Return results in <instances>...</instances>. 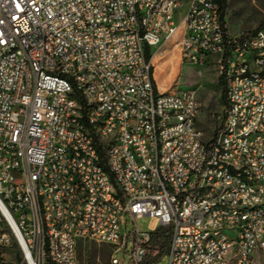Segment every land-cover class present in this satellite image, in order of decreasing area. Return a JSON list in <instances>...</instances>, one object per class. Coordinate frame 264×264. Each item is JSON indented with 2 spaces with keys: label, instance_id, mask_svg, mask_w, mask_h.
Segmentation results:
<instances>
[{
  "label": "built area",
  "instance_id": "built-area-1",
  "mask_svg": "<svg viewBox=\"0 0 264 264\" xmlns=\"http://www.w3.org/2000/svg\"><path fill=\"white\" fill-rule=\"evenodd\" d=\"M180 30L226 82L212 142L147 57ZM144 216L172 226L157 264H264V25L232 35L217 0H0V264H81V241L142 264Z\"/></svg>",
  "mask_w": 264,
  "mask_h": 264
},
{
  "label": "rangeland",
  "instance_id": "rangeland-1",
  "mask_svg": "<svg viewBox=\"0 0 264 264\" xmlns=\"http://www.w3.org/2000/svg\"><path fill=\"white\" fill-rule=\"evenodd\" d=\"M182 15V14H181ZM179 15V18L181 17ZM264 19V0H228L225 20L232 35L249 33L259 27ZM179 21V20H178ZM180 30L170 41L151 49L155 81L160 90L195 88L201 103L197 126L204 132L203 139L209 141L218 128L223 125L227 105L223 99V85L218 58H210L204 64H191L181 58L179 42ZM160 79L159 74L163 73ZM129 223L136 224L141 230L155 229L161 225L156 218L144 216ZM111 246L100 242L81 241L78 257L81 264H111ZM163 264H167L166 259Z\"/></svg>",
  "mask_w": 264,
  "mask_h": 264
},
{
  "label": "trees",
  "instance_id": "trees-1",
  "mask_svg": "<svg viewBox=\"0 0 264 264\" xmlns=\"http://www.w3.org/2000/svg\"><path fill=\"white\" fill-rule=\"evenodd\" d=\"M220 5V14L222 22L225 23V16H226V10L228 7V0H217ZM264 25V19L259 25V27L249 33H253L257 31L259 28H261ZM248 34V33H246ZM152 48H147V57L150 60L152 58L151 53ZM219 82L221 85H223V92L222 96L223 99L226 102V105L228 106V100H227V88H226V82L223 77V75L220 76ZM80 101L82 103V106L84 108L85 106V100L83 97H79ZM222 127V126H221ZM221 127L218 128L214 134L213 139L217 136L218 132L221 130ZM212 142V140L210 141ZM171 237H172V226L171 225H163L159 227L157 230L151 233V241L147 247V252L145 254V257L142 261V264H157L159 263L165 255L168 254L170 250V243H171Z\"/></svg>",
  "mask_w": 264,
  "mask_h": 264
},
{
  "label": "bare ground",
  "instance_id": "bare-ground-1",
  "mask_svg": "<svg viewBox=\"0 0 264 264\" xmlns=\"http://www.w3.org/2000/svg\"><path fill=\"white\" fill-rule=\"evenodd\" d=\"M163 74H164V72L159 74L158 77L161 79L163 77Z\"/></svg>",
  "mask_w": 264,
  "mask_h": 264
}]
</instances>
